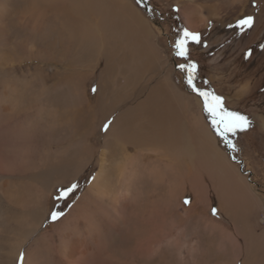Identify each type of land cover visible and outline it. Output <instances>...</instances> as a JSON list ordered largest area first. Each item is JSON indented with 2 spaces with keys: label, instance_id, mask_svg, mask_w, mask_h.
Listing matches in <instances>:
<instances>
[{
  "label": "bare ground",
  "instance_id": "1",
  "mask_svg": "<svg viewBox=\"0 0 264 264\" xmlns=\"http://www.w3.org/2000/svg\"><path fill=\"white\" fill-rule=\"evenodd\" d=\"M6 1L0 0V21L6 18L10 7ZM105 1L109 2L106 3L109 8L116 7L115 12L102 10L94 0H18L23 7L16 19L28 21L33 30L37 28V33L48 35L40 42H33L29 36L20 40L12 37V40L8 36L10 32L7 33L0 23V264H17L21 253L25 254V264H115L117 255L106 243L100 244L101 233L111 231L113 225L127 215L138 231L148 232L139 246L151 251L165 235L162 233L166 216L173 205L177 202L184 207L179 198L193 193L196 197L192 200L196 203L199 189L191 172L195 166L207 168L205 165H209L225 179L231 171L235 176L227 180H233L231 186L236 193L232 194L229 185L232 193L227 196L244 199L246 195L236 182L235 166L228 163L222 153L218 156L219 153L212 150L208 140L212 136L200 119L203 116L192 114L186 95L173 83L170 64L162 61L145 21H140L128 0ZM114 15L123 19L118 23L121 28L116 25L117 21L114 23ZM47 17H52L51 27L46 25L50 29L42 28ZM210 17H216L215 13H210ZM201 21L204 23L206 19ZM196 24L193 21V30H198L194 28ZM38 37L41 36L38 34ZM94 55L100 56L103 64L98 61L92 69L83 70L86 65L81 56L91 58ZM63 58H69L66 72L60 68ZM89 60L87 65L91 66ZM28 61L38 64V76L35 71L32 74L31 67L24 66ZM46 64L57 66L53 71L50 110H47L45 98L47 75L42 66ZM99 65L104 69L98 75L96 97L91 100L87 82L96 77ZM64 81L66 86L72 87L66 93L62 90ZM34 85L39 86L37 98L32 92ZM118 111L106 132L95 180L67 216L47 229L50 198L61 184L65 163L59 152L53 154L49 162L48 154L44 157L40 152L41 147L34 151L37 127L44 133L50 122L51 130L58 129L65 114L70 120L82 122L90 118L93 132ZM98 116L100 120L96 125ZM88 136L85 133L79 138L83 155L80 157L79 152L76 158L79 170L72 174L71 181L91 166L93 156L89 154ZM48 181L53 182L51 190ZM160 186L167 187L164 198L160 197ZM178 191L181 192L179 198ZM183 210L188 212L187 208ZM70 220L76 221L78 226L81 223L89 225V236L85 240L80 238L82 233L78 236L67 231V227L63 228ZM78 226L72 230L78 232ZM261 237L262 234L258 240ZM96 251L99 252L98 261L95 260L98 258ZM136 262L139 263L138 257Z\"/></svg>",
  "mask_w": 264,
  "mask_h": 264
},
{
  "label": "rangeland",
  "instance_id": "2",
  "mask_svg": "<svg viewBox=\"0 0 264 264\" xmlns=\"http://www.w3.org/2000/svg\"><path fill=\"white\" fill-rule=\"evenodd\" d=\"M94 1L96 5L100 4L98 6L99 8L102 10L106 9L105 11L107 12H111V10L114 11L116 8L111 4L109 5L112 7L110 6L111 8H109V6L106 5L108 1L105 0ZM128 1L132 4L131 6L135 9L136 14L141 18L140 21H145L147 30H150V33L153 34V42L158 49L162 61L166 60L167 62H165L170 64L172 81L176 87L186 95L189 100V105L192 107V114L203 116L200 119L213 137H208L212 150L217 154L219 153L218 156L222 153L224 159L227 160L228 163H231V165L235 166L234 168L236 170L234 169L235 171L233 170V172L237 174V178L239 180H244V182H239L236 178V182L239 183V188L245 192L246 195L244 194V199L233 196L236 191L233 190L234 188L231 186L233 180L231 182L230 180L235 175L234 173L231 174V171L227 176L229 177L227 179L230 180H227L222 174L219 177L218 173L213 172L209 165H205L207 168H199V166H195L191 172L193 173L192 180L193 182L197 181L199 189L196 203L192 200L196 197L193 193H189L188 196L185 195L183 198H179L181 192H177V197L182 199L181 202L184 207L188 209V212H185L183 210L185 208L178 205L177 202L176 205H173L169 214L166 216L167 222L164 227V232L162 233V235H165L161 236L159 241L151 248V251L148 249H145L144 251L139 246L141 242L146 240L145 236H147L148 232L143 230L138 231L135 228L134 222H130V215L122 218L116 223L117 225H113L111 231L102 228L105 232L101 233L100 240L102 242L99 241L100 244L103 245L106 243V246L116 253L115 255L118 256H116L118 262L115 264H120V262L121 264H136L137 257L139 258V263L137 264H220L221 262V264H264V48L261 47V45H264V0H146V5L153 9L152 12L146 11L145 6L138 5L136 0ZM6 3L10 7L6 18L3 21H0V23L4 25L7 33L10 32V35L8 36L12 40L13 38L14 40H20L25 36H29L33 38V42L35 40H39L38 42H40L42 39L47 38L48 35L37 33L35 31L37 28L33 30L30 22L20 21V19L19 22L16 19V14L23 7L22 3L19 4L18 0H7ZM103 5L105 7L108 6V9ZM15 6L19 7V9ZM210 13H215L216 17H210ZM239 15H253L255 18L253 28L243 35H237L234 30L227 27V24L229 22H234ZM204 18L206 19V22L203 23L201 19L203 20ZM14 21L19 22L17 24L20 26L16 25V22ZM110 21H112V18ZM113 21L114 23L117 21L116 25L121 28V25H118V23L121 24L123 19L115 16V18L113 17ZM193 21L197 22L196 27L194 28H198V30H193V26H195L193 25ZM50 23H53L52 17H47L42 28L46 25L51 27ZM199 25L201 27H198ZM15 26L17 29H14L16 28ZM48 26L46 27L49 28ZM22 27L25 29H22ZM119 28L116 30H119ZM183 28L199 32L203 41L208 44L206 49H200L198 51L193 50L192 58L200 62L202 78L209 81L208 86L215 90L218 95L225 97L226 107L240 111L247 115L253 122V126L249 131L239 133L235 138L237 148L239 149L238 152L229 151L225 148L223 143L219 142V138L216 137L212 131L210 124L206 119V115L202 112L200 101L191 94L189 90H187L182 82L181 74L178 73L174 67V58L171 54L170 43L174 40L176 32ZM12 30L16 31L14 32ZM31 32H33L32 35L36 38L32 35L30 36ZM44 33L47 32L45 31ZM38 34L41 37H38ZM249 49L252 50V55L251 57L245 58V54ZM81 58L82 61L84 60L83 65H86V68L83 70H89V68L92 69L94 64L98 61L103 64V59L97 55H94L91 58L81 56ZM85 58L88 60L90 59V62L92 61L90 64L91 66L87 65L88 60ZM68 59L69 58H63V64H60V68L63 72L67 71L66 62ZM24 66L27 68L31 67L33 70L32 74L35 71V75L38 76V73H36V67H38V64L36 62L28 61ZM42 66L45 68L47 75L48 90L45 98L46 105H48L47 110H50L51 107H49V104L54 92L51 88L53 82L52 78L54 77L53 71L57 69V66L54 64H46ZM99 67H101V65L96 68V72H98L96 77L90 80L91 82H87V87L89 86L88 94L91 100H94L96 97L99 85L98 75L103 71L102 69H104L103 65L101 68ZM33 88L34 90L32 92L34 97L37 98V95L39 97V86L34 85ZM68 88L72 90V87L66 86L64 81L62 90L66 93ZM93 88L96 89L95 92L92 91ZM119 112L120 111L116 112L109 118L112 123L117 118ZM63 116L62 121L60 120L59 122L58 129L51 130L50 125H53L50 122L44 133H40L41 127H37V137L34 143V151L36 150L35 148L41 147L40 152L43 153L44 157L48 154L49 162L52 161L56 152H59L61 154L60 157L62 162L65 163V169H63L61 173V176L64 177L60 180L61 184L55 191V194L50 198L51 205L49 211L50 213L54 207L58 205L59 209L65 213L61 219L67 216L68 212L95 180L99 172V168L96 164L99 162L107 132L104 131L103 126L92 132V128L94 127H91L92 123L88 117L83 123L82 121L70 120L65 114H63ZM35 120L37 121V119ZM99 120L100 116H98L95 121L99 122ZM98 122L96 125H98ZM54 128H56V126ZM84 131L89 135V154L92 153L90 156H93L90 163L91 166L87 168V170L80 172L82 174L75 180L71 181L72 174L79 170L78 167L76 168L75 161L82 151L79 138L85 134ZM41 141L42 144H40ZM91 143H93L94 146ZM91 148H93V151H91ZM82 155L83 153L80 157ZM233 157H235V159H233ZM239 176L242 178L240 179ZM73 182L78 185L75 192L67 200L58 201L56 199L58 193L63 188L73 184ZM255 183H257V185H255ZM52 186L53 182L48 181V189L51 190L53 188ZM243 187H247L250 190H244L247 188ZM166 188L167 187L164 186L159 187L161 198L165 197L164 194L167 192ZM228 193L233 194V197L231 196L232 199L227 196L229 195ZM185 199L190 200L191 203L184 204L183 201ZM213 208L218 210L216 216L211 214ZM71 222L73 225H76L73 226ZM75 222L74 220H70V224L63 228L65 229L67 227V231H71L74 234L77 233L78 236H81L82 233V237L80 238L85 240V238L89 236V225L85 226L84 223H81V226H78V223ZM119 223L120 227L118 225ZM53 224L54 223L50 221V218H47L45 224L47 229ZM77 226L78 232H75ZM125 226H128V229ZM130 226L131 229H129ZM74 227L75 230H72ZM132 227L134 229H132ZM85 233H87V235ZM107 233L108 235H106ZM137 234L139 235L136 236ZM166 234H170L171 237ZM261 234L262 237L258 240V236ZM170 238L172 239L171 241ZM127 240H130V242L128 243ZM135 244L137 245L136 247ZM134 248H136V250ZM14 250H16V248ZM136 252L138 256L136 255ZM142 252H145L146 255ZM148 252L151 253L150 256ZM95 254L98 256L99 252L96 251ZM144 256L146 257L145 259ZM149 258H151V260ZM140 259H144V262ZM147 259L148 262H145ZM95 260H100L99 256Z\"/></svg>",
  "mask_w": 264,
  "mask_h": 264
},
{
  "label": "snow or ice",
  "instance_id": "3",
  "mask_svg": "<svg viewBox=\"0 0 264 264\" xmlns=\"http://www.w3.org/2000/svg\"><path fill=\"white\" fill-rule=\"evenodd\" d=\"M138 5L145 6V10L152 12L153 9L147 7L146 0H136ZM178 11V10H177ZM255 18L253 15H239L234 22H229L227 27L234 30L237 35H243L253 28ZM208 44L202 39L199 32L190 31L187 28L180 29L176 32L174 40L170 43L171 54L174 58V67L182 76V82L187 90L193 94L201 104L202 112L210 124L215 136L219 142L223 143L226 149L231 152H238L235 138L239 133L249 131L252 126V120L238 110H232L226 107L225 97L218 95L209 85L207 79L201 76V65L198 60L193 59V50L206 49ZM264 48V45H261ZM252 50L249 49L245 58L251 57ZM96 91L95 88L92 89ZM112 121L103 125L106 132ZM235 159V157H233ZM78 185L73 183L63 188L57 195L56 199L67 200L77 189ZM184 204H190V200L185 199ZM211 214L216 216L218 210L213 208ZM65 213L59 209L58 205L50 212V221L55 223L61 219ZM17 264H25V254L21 253L18 257Z\"/></svg>",
  "mask_w": 264,
  "mask_h": 264
},
{
  "label": "flooded vegetation",
  "instance_id": "4",
  "mask_svg": "<svg viewBox=\"0 0 264 264\" xmlns=\"http://www.w3.org/2000/svg\"><path fill=\"white\" fill-rule=\"evenodd\" d=\"M255 185H257V183H255Z\"/></svg>",
  "mask_w": 264,
  "mask_h": 264
}]
</instances>
